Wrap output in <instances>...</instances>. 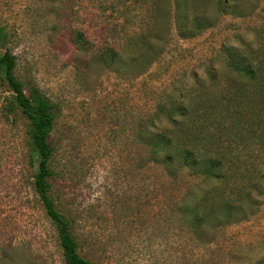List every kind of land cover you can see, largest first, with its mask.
I'll return each mask as SVG.
<instances>
[{"label": "rangeland", "instance_id": "1", "mask_svg": "<svg viewBox=\"0 0 264 264\" xmlns=\"http://www.w3.org/2000/svg\"><path fill=\"white\" fill-rule=\"evenodd\" d=\"M130 1L0 0L7 35L0 54L12 51L19 79L56 109L50 195L70 220L79 253L96 264H253L264 258L261 182L254 203L226 219L222 209L233 201L227 185L172 166L138 132L139 123L156 115L149 131L169 127L161 106L168 107L177 90L195 97L197 81L208 85L209 71L228 85L234 77L225 69L228 48L264 58V0L245 2L242 15L224 13L192 37L179 36L171 21L166 42L159 43L164 49L140 74L121 65L133 50L122 44V26L139 20L137 8L126 7ZM72 28L82 29L94 47L118 48L112 69L89 65L76 52ZM9 95L0 79V264H64L35 191L28 122L19 111L5 114ZM195 119L187 117V126ZM254 128L249 133L243 125L241 136L230 137L241 157L262 165L264 125Z\"/></svg>", "mask_w": 264, "mask_h": 264}, {"label": "trees", "instance_id": "2", "mask_svg": "<svg viewBox=\"0 0 264 264\" xmlns=\"http://www.w3.org/2000/svg\"><path fill=\"white\" fill-rule=\"evenodd\" d=\"M249 1L131 0L126 7H132V11L137 8L134 16L139 20L133 29L122 26V44H130L133 50L121 65L124 69L137 70L136 74L143 73L164 49L159 43L166 42L171 21L179 36L192 37L213 26L224 13L242 15L243 4ZM211 4L214 10L211 9ZM104 28L114 30L107 25ZM70 32L76 52L85 56L89 65L101 63L100 66L108 69L116 64L119 59L118 48L94 47L82 29L72 28ZM6 42V32L0 27V48ZM263 48L264 46L261 47ZM231 50L232 48L226 50L230 57L227 56L225 60V69L230 72L229 76L233 73L234 77L228 85H221L218 74L209 71L208 85L197 81L195 97L185 99V95L177 90V95L169 98L170 105L161 106L166 109L163 114L170 123L169 127L156 132L149 131L154 126L152 122L161 116L156 115L149 123H139L141 129L138 132L140 136L143 135L144 142L151 147L152 152L166 153L172 166L187 168L191 173L216 179L224 186L227 185L233 201L222 209L226 212V219L240 213L237 210L245 202L253 204V191L260 190V182L264 186V160L262 165L255 160L248 163L234 148V140L230 137L241 136L245 130H241L243 125L249 133L251 129L255 131L254 125H264V58H249L238 50L232 54ZM16 67V56L5 49L0 54V79L10 93L5 114L19 111L27 119L29 144L36 159L33 175L35 191L55 228L63 262L96 264L79 253L78 239L71 231L70 220L56 207L50 195V179L54 170L50 165L53 147L49 136L54 127L56 109L40 89L19 79ZM160 113L162 114V110ZM187 117H196L191 126H187L185 122ZM248 118H252L251 121H241ZM172 156L175 159L172 160ZM229 209L231 211L228 212ZM246 216L247 213L242 218L245 219ZM253 264H264V258H259Z\"/></svg>", "mask_w": 264, "mask_h": 264}]
</instances>
